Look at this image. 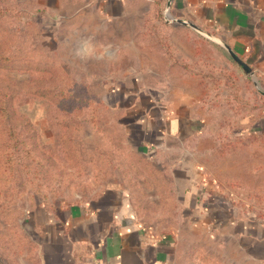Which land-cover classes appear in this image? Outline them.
<instances>
[{"label":"rangeland","instance_id":"1","mask_svg":"<svg viewBox=\"0 0 264 264\" xmlns=\"http://www.w3.org/2000/svg\"><path fill=\"white\" fill-rule=\"evenodd\" d=\"M33 3L0 0L6 10L34 12ZM147 13L142 29L133 19L109 25L89 2L63 0L57 12L49 11L48 20L32 16L33 27L11 23L7 15L0 20L7 33L0 55L5 48L15 55L0 63L6 64L0 67V149L10 143L7 132L17 131L28 135L33 152H45L40 173L5 171L0 155V262L39 264L36 229L44 217L122 186L131 192L127 197L138 220L153 235L178 236L171 264H258L243 242L231 237L221 241L214 229L200 225L182 202L188 183L176 167L192 160L202 172L200 188L207 183L206 192L216 194L223 209L234 211L239 219L264 221V131L262 124L250 131L245 123L253 115L257 120L263 116L264 85L258 76L254 83L237 69L233 74L243 99L239 110L232 99L214 98L205 110L207 128L199 136L170 140L155 153L153 147H144L138 129L122 120L120 106L139 95L144 99L137 88L151 95L148 89L172 79L162 61L163 49L145 23H166L181 52L230 70L220 46L190 28L167 23L165 8L159 20ZM12 26H18V32ZM153 31L166 34L160 24ZM22 49L29 54L25 59ZM152 68L161 74L152 75ZM211 73L214 85L220 72ZM211 89L213 97L214 86ZM255 105L261 109L251 113ZM22 158L16 160L21 163Z\"/></svg>","mask_w":264,"mask_h":264},{"label":"crops","instance_id":"2","mask_svg":"<svg viewBox=\"0 0 264 264\" xmlns=\"http://www.w3.org/2000/svg\"><path fill=\"white\" fill-rule=\"evenodd\" d=\"M62 1L34 0L33 6L41 11L38 14L41 18L48 20L49 11L57 12ZM85 1L109 25L133 19L139 21L138 28L142 29L144 15L155 0ZM160 1L174 19L191 22L227 44L264 85V0H172L169 11L170 0ZM162 61L170 69L172 81L151 87L147 90L151 95L137 88L144 99L139 95L132 102L126 99L125 105L120 106L124 123L131 129L137 128L142 145L153 147L154 153L170 140L185 141L199 136L208 125L201 80L171 64L164 51ZM239 67L246 78L249 77ZM132 70L134 74L139 73ZM152 70L154 76L161 74L159 69ZM256 116L246 120V125H251L252 131L262 124L264 131V114L258 120ZM246 134L251 135V132L248 130ZM176 171L184 174L188 183L181 194L182 202L200 225L214 229L221 241L231 237V241L243 242L251 252L252 260L264 264V221H256L253 216L247 220L239 219L234 211L223 209L225 206L220 205V198L206 192L207 183L203 182L200 188L198 182L202 172L192 160H183ZM111 187L112 190L95 200L72 203L64 212L49 213L46 220L43 218L36 229L40 243L39 264L174 263L178 236L175 233L153 235L138 220L122 188ZM215 214L222 216L217 219ZM0 264L5 263L1 261Z\"/></svg>","mask_w":264,"mask_h":264},{"label":"trees","instance_id":"3","mask_svg":"<svg viewBox=\"0 0 264 264\" xmlns=\"http://www.w3.org/2000/svg\"><path fill=\"white\" fill-rule=\"evenodd\" d=\"M9 8V7H8ZM12 9V10H9ZM6 10L4 7L0 6V20L4 16L7 15V19L11 23H26L25 25L28 27H31L32 23L30 22L32 19V16L35 15V18L38 16V14L41 12L40 10H36L34 12L28 11L26 9H17V7H12ZM163 5L160 0H155L151 6V8L147 11L148 18H153L159 20L163 13ZM161 22V21H160ZM155 24H160L162 27V30H165L166 34L162 35L161 33L157 34L153 31V28ZM145 25L148 28V31L155 34V39L162 47L165 56L170 60L171 64L177 65L182 67L184 70L190 73L191 76L197 77L201 80V86H202V93H203V109L208 110L210 106V102L214 98H226L227 100L232 99L234 102H237V110H239V101H243L241 90L239 88L238 79L234 72H236L237 69H240L239 65L234 62L233 59L229 58L226 53L220 49L221 56L224 57L225 62L227 61L230 63V70L229 69H222L217 65H213L211 63H208L206 61L197 60L194 61L190 57H188L186 54L181 52L178 49V46L172 41L170 38L169 30L171 29L169 25H166V23H145ZM149 25V26H148ZM1 26L0 21V44L1 40L6 39V34L4 29ZM15 27L18 32V26H12ZM33 27V25H32ZM151 27V28H150ZM150 29V30H149ZM162 35V36H161ZM217 47V46H216ZM5 50H11L5 48L2 51V55H0V63H6L7 61H12L15 58L14 51H5ZM1 51V48H0ZM20 51V49L18 50ZM12 55V56H11ZM22 59H25L28 55L24 54V49H22ZM228 64V63H227ZM6 64L0 65V67H5ZM220 72L219 78L214 81V85H212L210 80L211 72ZM214 86L215 94L213 97H211L212 93V87ZM219 90V91H217ZM228 90V91H225ZM240 92V93H239ZM255 94V92L253 93ZM262 98V99H261ZM260 99L262 101V108H264V97H261ZM261 109V108H259ZM256 105L254 108H250L251 113H255L257 110ZM7 141H9V145H7V148H1L0 149V155L3 159V163L1 166L5 171L9 172H16V171H23V172H38L40 173L41 170L44 168V158L43 154L45 155V152L41 154L39 150L36 152H33L29 147L30 139L28 140V135H21L17 131H8L6 134ZM264 137V135H263ZM3 150H5V153L3 154ZM22 156V162L19 163L16 159L18 157ZM139 156V155H138ZM141 157V156H140ZM142 160H146L144 157H141ZM109 163V162H108ZM146 170L152 171L153 168L149 165L144 166ZM122 187V186H121ZM120 187V188H121ZM123 189V187H122ZM126 195L131 197V192L125 191Z\"/></svg>","mask_w":264,"mask_h":264},{"label":"water","instance_id":"4","mask_svg":"<svg viewBox=\"0 0 264 264\" xmlns=\"http://www.w3.org/2000/svg\"><path fill=\"white\" fill-rule=\"evenodd\" d=\"M171 5H172V0H170L167 4V9L169 11V9L171 8ZM167 23L169 24H172V23H175V24H178V25H182L186 28H190L194 31H196L197 33H199L200 35H202L203 37H206L208 40L210 41H214L216 42L218 45H220L224 50L227 51V53L230 55V57L234 60L235 63H237L239 66L242 67L243 71L251 78H254V83L256 81L255 77V72L254 70L248 66L246 63H244L237 55L236 53H234V51L227 45L225 44L224 42L222 41H219L217 40L213 35L205 32L204 30L200 29L198 26L194 25L193 23L191 22H188V21H184V20H179V19H174L171 14L168 15L167 17ZM263 95H264V92H261Z\"/></svg>","mask_w":264,"mask_h":264}]
</instances>
